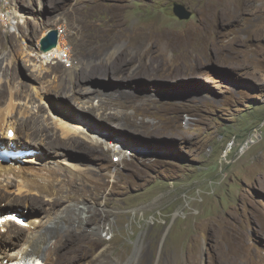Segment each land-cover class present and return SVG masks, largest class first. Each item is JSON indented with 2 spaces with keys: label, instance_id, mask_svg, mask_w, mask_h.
I'll list each match as a JSON object with an SVG mask.
<instances>
[{
  "label": "rangeland",
  "instance_id": "1",
  "mask_svg": "<svg viewBox=\"0 0 264 264\" xmlns=\"http://www.w3.org/2000/svg\"><path fill=\"white\" fill-rule=\"evenodd\" d=\"M174 3L192 16L178 19ZM246 3L252 7L237 19L219 16L205 29L201 37L208 46L201 54L193 28L205 24L203 10L215 0H0V87L22 86L16 103L28 102L32 112L41 106L50 126H56V114L77 116L81 128L94 126L115 145L105 139L93 148L83 135L80 144L57 128L60 140L38 154L32 137L27 153L0 150L3 158L25 165L57 167L55 185L62 188L42 195L41 208L0 209L13 208L24 221L37 212L83 216L82 224H49L62 236L86 238L74 264H264V0ZM16 13L23 17L12 20ZM53 31L77 65L76 89L101 93L94 107L79 109L56 94L69 93L63 64L70 63L41 59ZM104 42L114 58L123 51L133 59L124 64L125 74L100 70L108 64ZM164 42L170 45L159 63L166 64L190 45L189 63L182 62L186 73L177 78L140 69L144 53ZM39 59L45 63L41 72L34 65ZM36 92L43 93L41 100ZM6 135L0 141L7 148L20 145ZM118 146L125 153L119 160L112 151ZM13 177L7 187L16 195ZM98 226L105 227L101 236Z\"/></svg>",
  "mask_w": 264,
  "mask_h": 264
},
{
  "label": "bare ground",
  "instance_id": "2",
  "mask_svg": "<svg viewBox=\"0 0 264 264\" xmlns=\"http://www.w3.org/2000/svg\"><path fill=\"white\" fill-rule=\"evenodd\" d=\"M215 1H216L215 6L211 7L209 4L207 6L204 5L205 8L203 11L206 12L204 17L206 21L203 23L205 24L199 27L195 26L193 28L194 33L196 35L195 41L196 38L201 40L199 42L201 47L199 48L198 51L201 54L205 53V48L207 49L208 46V43L203 41L202 39L203 37H201V34L206 32L207 30L206 28L209 29L213 27L214 20L216 18L221 16V18L224 21L229 19H237L238 16L243 13L245 7L247 6L252 7V5H249L250 3L248 4L246 3L247 0H242V2H240V0H215ZM206 2L207 1H205V3ZM15 16L23 17V14L16 13L11 16V19L12 20L15 19L16 18ZM61 32L62 31L58 30V35L60 34L59 35L60 37L62 35ZM254 32L257 33V31ZM161 34L158 35L163 36ZM158 43L160 44V42ZM164 43L165 44L162 43L160 46H158L159 48L157 50H152L151 49L152 47L149 48L143 55L144 57L143 62L145 64H142V66L139 67L142 71L145 70L146 71L151 70L152 72L159 71V73L163 77L177 78L183 75L184 73H186V69H185L186 67L184 68L183 66L184 64H182V62L184 63L185 61L186 64L189 63L187 61L192 54V51L189 48L190 45L188 46L186 43L183 44L181 46L182 49L174 57V60L171 64L169 63L166 64L161 62L160 64L159 57L161 55H164L165 53L164 49L166 47H169L170 45V44L169 45L166 44V42ZM102 45H105L104 58L107 60L108 64L105 66L103 65L101 68L95 67L92 69L99 70L100 68V70L104 69L109 73H113V74H120V73L125 74L126 70L123 69V66H125L124 64L131 62L133 60L131 57L127 56L128 52L127 53L123 51L122 53L119 52L121 54L119 56L117 54V57L114 58L115 55L112 54L113 49H111V46H109L105 42L102 43ZM41 55H42L41 59H44L45 63H47L49 60H50L49 62L52 63H58V61L64 63L66 61L70 63L68 65L66 63L63 64L64 65L63 72H67V74L69 75L70 85L68 84V87L66 88L69 89L68 90L69 93L56 92L57 95H62L63 97L69 99L79 109H85V104H90V103L92 105L91 107H94L95 101H97V99L98 101H100L101 93L100 94L96 93L95 90L92 92L91 90L81 92L76 89V86H74L75 82L72 81V75L74 71L76 72L77 65L74 64L75 63L74 61L70 60V58H72L71 54L69 53L68 48L64 46V43H62L61 39L57 40V44L55 46L49 48L42 47ZM63 58L66 60H64ZM41 59H39L40 63L34 64L37 70L40 72L44 69V64H45L44 61H41ZM60 83H61L60 81H57L56 83L57 85L55 84V87L57 88L58 86L59 88ZM49 90L50 89L47 88L46 92H48ZM8 91H10L9 88H6L5 86H3V88L0 87V140H2V138L4 139V135H6L7 133L9 135H13L14 139H16V137L20 139L19 140L20 145L18 146L16 142H12V145L11 144L10 145L13 147L7 148L5 146L6 144L0 141V150L2 151L23 150L24 152L22 153H27L28 149H30L27 143L30 142L29 137L30 138L32 137L34 138V142L36 143L37 154L39 152H43L44 150L42 146L47 145L49 147L55 141L60 140L59 139L60 136L58 137V134L54 132L57 128L61 130L62 132L61 134L65 136L67 139L75 140L80 144H82V141L79 139L78 135L80 134L83 135L85 138H88L90 140V143L92 142L93 148H97L99 140L101 141L107 140V136H105L106 137L105 138L103 135L104 131L99 129L102 132L100 133V131L98 132L96 128H94V126L93 127L89 126V128H87V123H86L82 125L83 128H81L80 126L81 121L78 119L77 116L76 117L70 116L71 119L67 116L69 120L64 119L59 114L55 115L54 117L55 119L51 116L55 120L54 123L56 125L52 127L50 126L49 122L46 121V118L41 113L42 112L41 106H38V110H36L37 112H32V109L29 108L28 106V102L26 103L24 102L22 104L16 103V100L23 95L24 90L22 86H19V88H16V90L14 91L11 90L10 91L11 96H8ZM57 91L59 90L57 89ZM36 94L40 98V100L43 98L42 95L43 93L41 94L39 92L38 93L36 92ZM4 104H6L5 107L2 106ZM17 114H20V116L22 115L23 117L21 116L22 118L18 117L19 119H17L16 118ZM30 128H33L34 130L30 132L29 131L31 130ZM107 141L112 142L113 143L112 146H115L114 141L112 140H107ZM67 144L68 143H66V145ZM233 144L234 141L232 140L229 143V148H232ZM122 148H119L118 146L116 149L112 150L114 151L115 155H117L116 158L117 160L124 158L125 153L123 152L124 149ZM31 156L33 155H29V157ZM34 156L36 157V155ZM31 158H27V159H31ZM36 158L34 159L36 160ZM20 161L22 160L17 159L16 157L3 158V156H0V203L2 201H8V204L1 203L0 206L3 207L4 205L5 207L7 205H13V204H25L30 207L31 206L40 207V205H43L44 203V199L42 198V195L49 197L54 192H61L62 188L60 189L59 187H57V185H55V183L60 180L59 179L60 172L59 169H57V167L56 168L55 167L52 168V166L48 167V165L45 166L46 164L45 165L41 164V162H39L41 164L40 166L38 165L35 166V164L25 165ZM11 176H14L17 181L16 183L17 190L14 191L16 195H13L12 191H10L7 187V185L9 186L12 185L11 184L12 180L9 181L10 180L9 178H11ZM61 180H63V178ZM2 185H5L6 188H2ZM34 211L35 210L33 209L32 212ZM14 212L15 210L13 208L12 209L7 208L5 210L0 209V264H8V263L23 264L24 261H27L29 259H33L34 261H37L39 264H48V263L74 264L76 259L81 256L79 251L81 248H83L85 244L87 245L86 238L76 232H70V234L62 236L60 233L51 231L49 229L50 226L49 224L55 223V221L63 222L69 225L75 223L82 224L84 222L83 216L75 215L73 213H72L73 215L62 216V214H64L62 212L58 214H54L55 216H43V215H39V212H37L36 214L37 216L35 217L33 215L32 217L26 216L25 217L26 221H24L23 217H19L15 215ZM28 217L30 218V220L28 219ZM16 223L23 225L25 228L22 230L20 227L16 226ZM104 228L101 229L98 226L96 232L101 236L103 235L102 233L105 232ZM60 241H62V244L58 245L57 243ZM68 245L69 247L66 248V246ZM63 249L64 251H62ZM234 250L237 249L234 248L233 251ZM100 255L102 256V259L103 258L105 259L103 253H101ZM54 257L55 260L50 263L49 261L53 260Z\"/></svg>",
  "mask_w": 264,
  "mask_h": 264
},
{
  "label": "water",
  "instance_id": "3",
  "mask_svg": "<svg viewBox=\"0 0 264 264\" xmlns=\"http://www.w3.org/2000/svg\"><path fill=\"white\" fill-rule=\"evenodd\" d=\"M172 11L174 15L180 20H187L192 16V12L182 3H174ZM49 42L45 44L44 48H49L57 44V32L53 31L48 36Z\"/></svg>",
  "mask_w": 264,
  "mask_h": 264
},
{
  "label": "clouds",
  "instance_id": "4",
  "mask_svg": "<svg viewBox=\"0 0 264 264\" xmlns=\"http://www.w3.org/2000/svg\"><path fill=\"white\" fill-rule=\"evenodd\" d=\"M255 138H256V137H255V135H254V138H251L250 140H252V139L254 140ZM250 140H249L248 142H251Z\"/></svg>",
  "mask_w": 264,
  "mask_h": 264
},
{
  "label": "built area",
  "instance_id": "5",
  "mask_svg": "<svg viewBox=\"0 0 264 264\" xmlns=\"http://www.w3.org/2000/svg\"><path fill=\"white\" fill-rule=\"evenodd\" d=\"M256 137V136H255ZM253 140V139H252ZM252 140H250V141H252Z\"/></svg>",
  "mask_w": 264,
  "mask_h": 264
}]
</instances>
